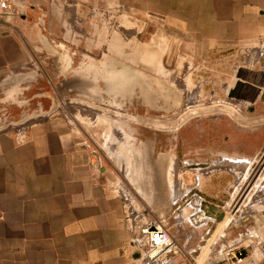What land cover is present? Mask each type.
<instances>
[{
	"label": "crops",
	"instance_id": "crops-1",
	"mask_svg": "<svg viewBox=\"0 0 264 264\" xmlns=\"http://www.w3.org/2000/svg\"><path fill=\"white\" fill-rule=\"evenodd\" d=\"M94 59L100 77L118 59H145L168 84L189 74L215 97L207 107L231 112L182 119L176 147L148 148L144 164L104 160L74 111L12 122L0 130V264H161L136 231L148 224L176 240L168 264H229L241 249L240 264H264V86L255 101L230 95L241 67L264 70V0H12L0 13V83L80 76L85 92Z\"/></svg>",
	"mask_w": 264,
	"mask_h": 264
},
{
	"label": "rangeland",
	"instance_id": "rangeland-1",
	"mask_svg": "<svg viewBox=\"0 0 264 264\" xmlns=\"http://www.w3.org/2000/svg\"><path fill=\"white\" fill-rule=\"evenodd\" d=\"M142 35L144 41L149 37L146 31L139 36ZM103 48V45L91 44L96 58ZM175 50V44H171L164 65L172 62ZM90 62L92 74L87 78L85 92L81 83L75 82L77 85L73 86L72 80L80 76H59L53 81L46 75L12 76V81L1 82L0 130L28 115L40 116L51 112L71 115L74 111L80 121L78 126L90 133L92 144L108 153L104 160L125 164L131 158L135 164H144L146 155L143 151L148 148L176 147L182 119L191 115H227L226 112H231L221 107H207V102L215 97L204 91V85L189 74L185 78L182 74L179 77V74L172 73V82L168 84L164 83L168 76L156 75L158 71L147 65V60L136 65L118 59L108 61V70H113L100 77L94 74L100 61L94 59ZM131 64L137 69L136 75L119 74L121 68ZM116 87L118 91L111 90ZM209 88L211 85L206 86L207 90ZM121 102L125 106L116 107ZM140 149L141 154H136L135 151Z\"/></svg>",
	"mask_w": 264,
	"mask_h": 264
},
{
	"label": "built area",
	"instance_id": "built-area-1",
	"mask_svg": "<svg viewBox=\"0 0 264 264\" xmlns=\"http://www.w3.org/2000/svg\"><path fill=\"white\" fill-rule=\"evenodd\" d=\"M12 8V0H0V13ZM141 236L147 239V258L153 263L168 264L170 258L177 253L178 245L167 229L161 225H144L140 228ZM229 264H240L244 255H237L236 251L226 254Z\"/></svg>",
	"mask_w": 264,
	"mask_h": 264
},
{
	"label": "water",
	"instance_id": "water-1",
	"mask_svg": "<svg viewBox=\"0 0 264 264\" xmlns=\"http://www.w3.org/2000/svg\"><path fill=\"white\" fill-rule=\"evenodd\" d=\"M238 81L235 83L233 91L230 93L231 96L247 99L251 101H255L257 95L260 92V86H264V70H249L244 67H241L237 73ZM262 99H264V94L262 95ZM264 154V145L262 146L260 152L257 155V160L262 157ZM226 208L219 210L216 213L210 214L213 218L212 224L209 227L208 231L205 234L203 242L211 236L214 232L218 224L223 220L226 214ZM238 214V213H237ZM231 221L230 224H232ZM141 226L136 227L137 233L140 234ZM202 242V243H203ZM247 252L246 249H241L237 252V255H245ZM198 253H195L196 256Z\"/></svg>",
	"mask_w": 264,
	"mask_h": 264
}]
</instances>
